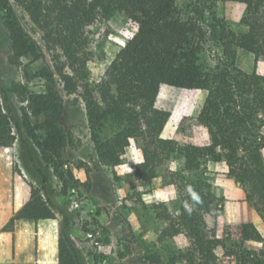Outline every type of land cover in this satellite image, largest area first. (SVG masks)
Masks as SVG:
<instances>
[{
	"label": "trees",
	"instance_id": "1",
	"mask_svg": "<svg viewBox=\"0 0 264 264\" xmlns=\"http://www.w3.org/2000/svg\"><path fill=\"white\" fill-rule=\"evenodd\" d=\"M219 3L244 5L240 20L244 32L235 33L227 20L216 17ZM16 10L66 59L63 64L56 57L53 73L41 71L43 92L22 93L21 124L10 107V90L0 79V232L11 231L16 220L47 219L39 223L35 255L22 241L19 258L54 256L55 264H81L67 232L66 210L46 191L45 199L40 197L26 181L15 162L13 145L15 132L26 130L42 162L53 169L61 191L73 183L71 174L62 170L66 142L59 127L62 99L57 84L61 82L67 94L76 90L77 83L65 67L74 71L81 62L84 29L98 17L108 19L119 12L137 30L97 84L98 97L88 93L84 108L101 167L122 165L131 141L142 156L130 174L139 185H149L159 166L174 158L181 165L166 182L176 188L179 215H172L164 203L157 204L154 213L165 225L160 238L181 236L185 246L167 262L149 257L150 264H264L261 233L250 222H222L223 206L203 170L207 162L224 164L226 176L243 187L244 201L264 222V75L245 73L235 65L237 50L251 54L255 65L264 58V0H187L181 8L177 0H0L7 61L20 67L23 59L38 61L43 53L21 26ZM213 50L219 55L212 65L206 55ZM162 85L207 93L198 116L184 117L178 127L182 132L202 129L206 133L202 143L161 137L171 116L156 108ZM37 130L43 132L42 139L37 138ZM55 219L60 220L58 242Z\"/></svg>",
	"mask_w": 264,
	"mask_h": 264
},
{
	"label": "rangeland",
	"instance_id": "2",
	"mask_svg": "<svg viewBox=\"0 0 264 264\" xmlns=\"http://www.w3.org/2000/svg\"><path fill=\"white\" fill-rule=\"evenodd\" d=\"M186 1L177 0V4L181 8ZM244 11L245 7L241 4L219 3L215 15L227 20L232 30L240 34L245 31L240 24ZM2 14L0 12V79L3 87L10 90V107L21 124V107L25 105L19 102L22 93L43 92L41 71L53 73L56 57L63 64L66 59L57 45L47 41L45 34L30 23L24 13L16 10L21 26L40 46L43 56L34 62L23 59L20 67L10 66L7 61L8 37L2 28ZM136 30V24L119 12H114L108 19L98 17L84 29L83 44L78 53L81 62L76 64L74 71L67 65L65 67V71L77 83L76 90L67 94L61 82L57 84L62 99L59 127L66 142L61 158L62 170L71 174L74 180L73 183L69 182L65 192L61 191V183L54 177L53 169L42 162L26 130L21 128V132H15V162L40 197L45 199L46 191L66 210L69 218L67 232L81 264H150L149 257L152 256L167 262L185 246V239L181 236L164 240L160 238L165 225L154 213V207L164 203L172 215H179L176 188L166 185L170 173L181 167L177 159L159 166L156 178L149 185H139L130 177L132 166L142 160L141 152L133 141L126 149L123 164L106 168L98 164L89 139L84 99L88 93L98 97L97 84ZM218 55V51L213 50L207 53L206 60L213 65ZM235 65L245 73L264 75V58L255 65L254 57L245 51H236ZM55 79L58 80L57 77ZM206 95L205 91L181 90L162 85L156 108L171 114L162 138L176 137L180 143H202L206 139L202 129L193 127L182 132L178 127L184 117L194 119L198 116ZM31 123L34 124L33 119ZM36 135L38 139L43 138L42 131L37 130ZM203 170L204 178L212 185L213 193L223 206L222 222L239 224L249 221L255 211L244 201L243 187L229 179L226 173L212 174L205 167ZM55 221L58 231L60 220ZM258 231L264 239V222ZM26 261L55 264V257L19 258V262Z\"/></svg>",
	"mask_w": 264,
	"mask_h": 264
},
{
	"label": "crops",
	"instance_id": "3",
	"mask_svg": "<svg viewBox=\"0 0 264 264\" xmlns=\"http://www.w3.org/2000/svg\"><path fill=\"white\" fill-rule=\"evenodd\" d=\"M248 59L251 60V57L248 56ZM166 130L167 129L165 126L161 134V137L164 136ZM262 134L264 135V127L262 129ZM262 154L264 159V150ZM204 167L209 173L212 174L226 173V167L224 164L207 162ZM230 199H232V197H230ZM42 220H47V219H41L36 221L28 220V219L16 220L13 224V228L11 231L0 232V264H19L18 254H19L20 243L22 241L25 242L27 249L29 250V253H31L33 256L35 255L38 248V240H37L38 227L40 221ZM247 222L252 223L258 230H259V226L263 225V222L255 212H253V215H251L250 220ZM56 229H57V222H56ZM57 242H58V231H57Z\"/></svg>",
	"mask_w": 264,
	"mask_h": 264
},
{
	"label": "clouds",
	"instance_id": "4",
	"mask_svg": "<svg viewBox=\"0 0 264 264\" xmlns=\"http://www.w3.org/2000/svg\"><path fill=\"white\" fill-rule=\"evenodd\" d=\"M194 199H199V198L197 196H195V194H194ZM185 207H186V210L189 212V214H191L192 208L189 207L187 204L185 205Z\"/></svg>",
	"mask_w": 264,
	"mask_h": 264
},
{
	"label": "bare ground",
	"instance_id": "5",
	"mask_svg": "<svg viewBox=\"0 0 264 264\" xmlns=\"http://www.w3.org/2000/svg\"><path fill=\"white\" fill-rule=\"evenodd\" d=\"M175 117V116H174Z\"/></svg>",
	"mask_w": 264,
	"mask_h": 264
}]
</instances>
